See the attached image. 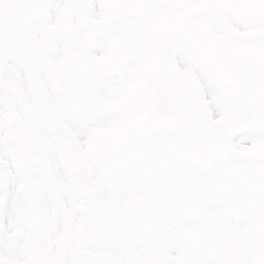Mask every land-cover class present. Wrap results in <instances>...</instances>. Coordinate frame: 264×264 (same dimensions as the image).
<instances>
[{"label": "rangeland", "instance_id": "rangeland-1", "mask_svg": "<svg viewBox=\"0 0 264 264\" xmlns=\"http://www.w3.org/2000/svg\"><path fill=\"white\" fill-rule=\"evenodd\" d=\"M65 1H57L55 20L51 23L61 28L59 39L68 43L60 42V58H70L74 50L66 51L67 47H75L73 41L87 44L91 34L96 50L92 52V68L80 64L78 76L82 81L63 85L61 89L68 93L82 91L86 85L84 75L92 70V96L86 93L87 102L78 110L59 109L63 118L59 129L53 126L50 131L47 125V134H53L57 140L56 152L51 155L55 160L53 173L48 176L39 169L32 177V188H35L32 199L25 205L7 207L14 221L7 234L0 233V264H34L29 261L30 239L26 237L15 244L9 233L11 235L18 227L30 229L32 225L40 237L44 236V227L48 224L55 244L50 246L47 240L41 250L51 249L54 263L56 257L63 255L64 264H111L117 252L123 256L124 264H261L260 256L264 254V93L254 102L237 93L223 67L217 63L212 47L202 39L203 35L188 27L182 28L190 22L189 15L198 19L209 17L215 25L214 0H209L205 9H199L197 0H139L140 14L129 10L136 0H82L92 7L91 11L82 13L88 18L85 27L63 28L59 20L68 15ZM15 14L8 15L10 27L0 31V43L6 33L21 38L17 42L19 48L30 37L21 32L23 23L20 14ZM27 16L32 23L33 19L36 21L31 29L32 38L37 43L43 42L48 23L36 12ZM130 22L134 23L133 28ZM163 32L177 37L181 67L192 68L199 74L214 119L241 114L250 121V128L232 145L233 161L219 160L205 171L196 169L186 182L185 163L177 157L165 156L140 118L133 123L137 117L133 116L136 106L141 102L146 107L149 100L155 74L153 41ZM123 49H129L128 57L121 55ZM87 55L88 50L87 53L84 50L77 56L80 62L91 63ZM5 59L4 85L12 80L10 70L19 66L22 74L18 85L30 91L36 102L39 87L45 80L41 70L42 50L35 47L23 56L11 50ZM36 72L37 82L30 86L29 81L33 79L30 74ZM0 96V105L8 96L13 98L12 93L6 91ZM61 157L65 162H61ZM67 168L71 170L69 180L63 175ZM118 185L122 187L118 189ZM185 186L190 187L185 191ZM190 189L195 195L186 193ZM14 192L19 191L14 189ZM57 192L62 193L63 212L58 208ZM175 194L178 198L175 203L185 201L194 206L188 216H179L181 209L170 203L169 199ZM203 196L206 199H202ZM102 198L107 199L102 201L105 205L92 208V202ZM107 202H112L115 212L125 214L126 219L130 217L126 211L132 209L131 204L139 203L140 212L133 211L134 220L130 219L137 230L133 229L129 236H120L124 232L122 227L116 232L112 230L110 221L118 216L109 212ZM68 214L75 215V220L70 223L73 232L66 236ZM96 228L100 231L93 230ZM124 243L129 248H124ZM138 246L144 251L139 252ZM134 248L137 251L128 252Z\"/></svg>", "mask_w": 264, "mask_h": 264}, {"label": "water", "instance_id": "water-1", "mask_svg": "<svg viewBox=\"0 0 264 264\" xmlns=\"http://www.w3.org/2000/svg\"><path fill=\"white\" fill-rule=\"evenodd\" d=\"M42 1L44 8L47 0ZM51 3L49 0L48 7ZM156 46L157 77L147 114L149 130L168 154H178L190 162L209 166L216 157L228 155L230 139L247 128L248 123L245 118L236 116L222 124H214L207 113L198 82L176 66L175 40L161 35ZM258 46L260 49L255 51L259 53L250 63L243 56L222 54L231 79L250 97L258 95L264 84V39Z\"/></svg>", "mask_w": 264, "mask_h": 264}, {"label": "flooded vegetation", "instance_id": "flooded-vegetation-1", "mask_svg": "<svg viewBox=\"0 0 264 264\" xmlns=\"http://www.w3.org/2000/svg\"><path fill=\"white\" fill-rule=\"evenodd\" d=\"M23 8L19 7L17 8V2L16 0H0V25H1V13L4 14V17L6 19V17H9L8 15L10 13H21L23 12ZM11 21V19H6ZM10 41H8L9 45ZM0 83H3V80H0ZM3 87L0 86V89H2ZM56 103L53 102V106L55 107ZM30 109V108H29ZM51 113H49L48 115H50ZM15 116L16 113L15 112H10L8 114V119H6V123L3 127H0V131L2 133H0V155L4 156L8 159L11 158L12 154V150H16V152L22 154V159L20 161L22 167L25 168L26 170V175L29 176L31 173V162L27 161L25 158V150H26V146L28 144V138L29 135L27 133L23 134L20 139L17 141V143L15 142V140H12L14 135H10L8 133V129H11V127H13V125L16 123L17 120H15ZM43 116V115H42ZM11 117V118H10ZM30 169V170H29ZM2 190V187H0V191ZM6 227V223L2 222V219H0V233H2L4 231Z\"/></svg>", "mask_w": 264, "mask_h": 264}, {"label": "bare ground", "instance_id": "bare-ground-1", "mask_svg": "<svg viewBox=\"0 0 264 264\" xmlns=\"http://www.w3.org/2000/svg\"><path fill=\"white\" fill-rule=\"evenodd\" d=\"M88 19V18H87ZM87 19H86V21H87Z\"/></svg>", "mask_w": 264, "mask_h": 264}]
</instances>
